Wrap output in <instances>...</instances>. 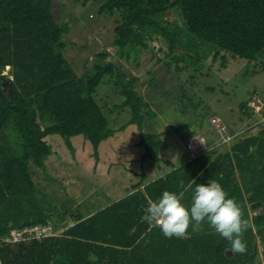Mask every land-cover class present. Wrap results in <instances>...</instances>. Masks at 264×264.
I'll list each match as a JSON object with an SVG mask.
<instances>
[{
    "label": "trees",
    "instance_id": "16d2710c",
    "mask_svg": "<svg viewBox=\"0 0 264 264\" xmlns=\"http://www.w3.org/2000/svg\"><path fill=\"white\" fill-rule=\"evenodd\" d=\"M72 1L82 5L91 1L98 4L99 15H117L113 44L118 59L129 60L132 54L154 50L152 42L161 40L167 44V51L156 63L173 67L178 76L191 68L194 79L209 58L214 63L220 59L226 66L227 55L249 61L264 56V0ZM52 7V0H0L2 263L264 264V126L255 134L243 137L246 134L241 133L233 138L228 150L202 152L175 167L160 156L167 146L161 134L143 131L145 117L154 118L157 113L139 89L140 78L125 72L122 63L116 61L98 64L94 70L86 67L78 74L64 53L68 22L39 16L40 11ZM171 8L179 12V21L167 18ZM109 55L104 50L99 57ZM158 84L151 73V90ZM109 85L118 90L122 100L101 105L97 91ZM179 85L176 96L181 102L192 101L185 83ZM254 96L241 104L242 110L249 107L254 111L249 106ZM125 108L130 109V118L112 128L107 116ZM130 124L140 130L137 144L144 147L142 160L164 161L172 170L143 188L135 184L133 192L89 215L66 208L52 221L39 203L33 175L34 169L45 166L52 152L46 137L60 135L70 145V138L81 135L98 158L100 144ZM210 178L235 198L244 218L252 224L244 233V254L229 251L230 242L207 222L199 232L190 227L185 237L168 238L160 227L144 219L148 202L158 200L163 191H184V202L190 204L196 185ZM255 202L260 205L252 207ZM36 223L51 224L62 233L15 245L3 241L10 229Z\"/></svg>",
    "mask_w": 264,
    "mask_h": 264
},
{
    "label": "rangeland",
    "instance_id": "374dc122",
    "mask_svg": "<svg viewBox=\"0 0 264 264\" xmlns=\"http://www.w3.org/2000/svg\"><path fill=\"white\" fill-rule=\"evenodd\" d=\"M52 2L53 7L40 11L39 16L41 19L68 22L64 53L78 74L86 67L94 70L98 64L116 61L122 63L125 72L140 78L139 89L157 113L154 118L145 117L143 131L161 134L167 143L160 151L162 158L175 164L191 158L186 143L194 132L204 135L208 142H213L211 146H216L208 152L228 150L230 143L221 144L218 141L220 137L210 120L213 115L220 117L230 130L246 134L243 137L257 133L264 126V56L249 61L227 55L226 66L221 65L220 59L214 63L209 58L194 79L190 77L191 68L181 71L178 76L173 67L163 62L156 63L158 58L165 57L167 44L164 41L154 40L151 45L154 50L145 49L138 56L132 54L129 60L118 59L113 44L117 15H99L98 4L91 1L87 5L75 4L72 0ZM167 18L179 21V12L171 8ZM104 50H108L110 55L102 59L99 54ZM4 73H8V68ZM151 73L155 74L159 83L152 90ZM181 82L185 83L192 101L185 99L181 102L176 96L180 93ZM2 83L5 84V80ZM252 96L254 98L249 106L254 111L249 107L242 110L241 104ZM96 97L101 105L119 104L122 100L118 90L111 85L99 88ZM130 116V109L125 108L122 112L109 114L107 119L112 128H118ZM139 137L138 126L128 125L99 146L98 158L93 154L92 145L81 135L70 138V145L60 135L46 137L52 145V152L45 166L36 171L34 169L33 175L39 203L52 221L66 212V208L71 211L77 209L76 212L86 216L109 202L111 193H115L113 199L123 193L124 184L130 186L131 181L135 182L138 175L133 169L137 165L142 166L144 153V147L137 144ZM99 158H121L119 161L128 171L100 175L93 167ZM258 246V261L261 262L262 249Z\"/></svg>",
    "mask_w": 264,
    "mask_h": 264
},
{
    "label": "clouds",
    "instance_id": "9594fccd",
    "mask_svg": "<svg viewBox=\"0 0 264 264\" xmlns=\"http://www.w3.org/2000/svg\"><path fill=\"white\" fill-rule=\"evenodd\" d=\"M184 201V191L165 190L158 200L148 202L144 219L160 227L168 238H183L190 227L193 232H199L207 222L230 242L229 251L233 254L247 251L244 233L252 224L244 218L241 205L228 195L219 181L210 178L207 183L197 184L190 204Z\"/></svg>",
    "mask_w": 264,
    "mask_h": 264
},
{
    "label": "built area",
    "instance_id": "2783aa9c",
    "mask_svg": "<svg viewBox=\"0 0 264 264\" xmlns=\"http://www.w3.org/2000/svg\"><path fill=\"white\" fill-rule=\"evenodd\" d=\"M211 124L215 127L216 132L219 135V143L228 144L230 141L239 136V133L229 134L226 125L221 121L219 117L213 116L211 118ZM215 145H210L204 135L195 133L189 137L186 143V148L192 154V157L197 156L202 152H208ZM212 150V149H211ZM62 233V230H56L51 224L36 223L31 225H25L21 228H12L3 237V241L9 244H21L23 242H30L32 240H42L51 236H57ZM0 264H3L0 256Z\"/></svg>",
    "mask_w": 264,
    "mask_h": 264
},
{
    "label": "crops",
    "instance_id": "0c3cea01",
    "mask_svg": "<svg viewBox=\"0 0 264 264\" xmlns=\"http://www.w3.org/2000/svg\"><path fill=\"white\" fill-rule=\"evenodd\" d=\"M108 141L109 140L107 139V140L103 141L101 144H104V142L106 143ZM101 144H100V147L102 146ZM110 148H112V146ZM110 150H112V149H110ZM120 159L121 158H99L93 164L95 172L97 171L100 175H103V173H104V175H108L109 173L116 174L118 172V170L128 171L126 169V167L121 164L122 162L119 161ZM163 159L168 160L166 158H163ZM184 160L185 161H183L182 163L181 162H178L177 164H175V162H172V163L175 167H178V166L183 165L187 161H189L190 158H185ZM143 162H142V166L137 165L136 169H133L135 174L138 175V179H136L135 182L131 181L130 186L128 184H124L123 189H122L123 193H120V195L115 196L113 199H112V196L115 193H111V197L109 199V202H106L105 205H101L100 207H98L96 209V211L107 206V205H109V204H111L112 202L122 198L123 196L133 192L136 189L135 184L139 183L140 187L143 188L146 184L153 182L156 179L164 176L167 172L171 171L173 168L171 165L165 163L164 161L158 162V161H153V160H147V161H145V163H143ZM129 188L131 190H129ZM93 212H95V210Z\"/></svg>",
    "mask_w": 264,
    "mask_h": 264
},
{
    "label": "water",
    "instance_id": "95a60500",
    "mask_svg": "<svg viewBox=\"0 0 264 264\" xmlns=\"http://www.w3.org/2000/svg\"><path fill=\"white\" fill-rule=\"evenodd\" d=\"M2 79V78H0ZM260 205V202H255V203H252V207H256V206H259Z\"/></svg>",
    "mask_w": 264,
    "mask_h": 264
}]
</instances>
